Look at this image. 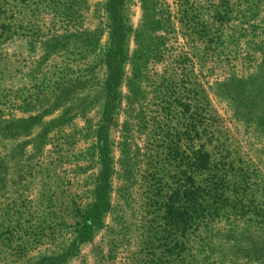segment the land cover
Here are the masks:
<instances>
[{
	"label": "rangeland",
	"instance_id": "obj_1",
	"mask_svg": "<svg viewBox=\"0 0 264 264\" xmlns=\"http://www.w3.org/2000/svg\"><path fill=\"white\" fill-rule=\"evenodd\" d=\"M118 1L113 45L105 0H0V264H264V0ZM132 74L148 99L194 82L207 148L248 165L259 216L209 222L178 257L168 234L143 242L152 167L121 163L107 113Z\"/></svg>",
	"mask_w": 264,
	"mask_h": 264
},
{
	"label": "trees",
	"instance_id": "obj_2",
	"mask_svg": "<svg viewBox=\"0 0 264 264\" xmlns=\"http://www.w3.org/2000/svg\"><path fill=\"white\" fill-rule=\"evenodd\" d=\"M104 7L110 20L109 39L115 45L117 38L123 35L122 3L105 0ZM118 55L116 52L114 56ZM193 85L187 89L192 94V100L188 102L178 96L168 97L165 93H154L148 99L139 87L138 74L128 75L124 95L119 86L116 89L117 84L110 85L112 99L107 110L108 120L113 124H117L119 113H123L120 125L121 163L128 165L144 161L152 167L143 176L148 179L150 188L144 197L148 231L143 242L152 247L154 235L168 234L172 245L169 251L175 257L187 249L181 238L189 239L213 220L260 215L251 208L250 202H244L247 191L257 185L248 165L240 163V160L236 161L239 163L237 166L222 160L219 145L207 148L216 139L204 125L206 118L194 103L198 90ZM143 133L147 144L141 152L138 138ZM153 161L163 163V166L166 164L167 169L162 168L165 171L163 175L158 176ZM91 215L97 217L95 212ZM261 217L264 219V215ZM8 241L0 236V242L5 246L9 245ZM20 243L19 251L23 252L25 243Z\"/></svg>",
	"mask_w": 264,
	"mask_h": 264
}]
</instances>
